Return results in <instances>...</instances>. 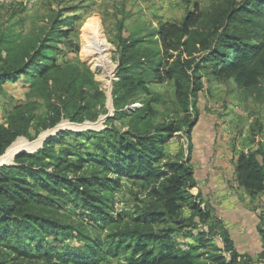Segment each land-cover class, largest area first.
Segmentation results:
<instances>
[{
    "label": "trees",
    "instance_id": "obj_1",
    "mask_svg": "<svg viewBox=\"0 0 264 264\" xmlns=\"http://www.w3.org/2000/svg\"><path fill=\"white\" fill-rule=\"evenodd\" d=\"M228 2L203 17L189 14L181 23L158 21L159 28L148 33L130 31L124 36L125 26L120 24L112 104L109 101L115 113L106 120L105 128H63L34 152L22 151L14 164L0 166V249L4 251L0 264H17L21 258L29 259L26 264H264V249L257 263L250 254H241L222 221L218 224H222L224 247L202 251L205 230L199 231L201 238L196 236L199 243L177 242L176 233L182 230L187 238L197 235L196 217L208 223L212 210L203 208L202 200L198 202L201 194L191 191L196 179L190 156L177 160L166 147L182 130L180 112L155 123L159 113L153 106L150 84L173 81L178 105L191 117L185 133L188 153H192L191 131L200 112L202 71L208 65L215 78H231L264 99V0ZM61 26L43 38L23 41L0 33V84L31 76L46 109L38 116V133L65 118L95 121L108 113L106 94L90 67L80 62L60 65L51 55L58 38L67 33ZM95 98L98 104L93 102ZM136 101L139 107L126 109ZM33 104L16 106L7 122H0V155L18 137L30 136L37 117ZM124 118L129 119L127 129L113 125ZM94 134L100 136L101 152L87 153L95 166L86 168L89 161L83 154L74 157L63 143L70 135L92 139ZM260 154V150H241L234 164L238 186L253 201L264 192ZM123 179L147 193L132 214L114 210L115 192ZM69 205L81 215L88 214L91 223L102 222L106 235L89 236V226L72 217ZM184 206L192 210L189 220L182 216ZM259 207L262 224L258 227L264 241V206L257 204L253 209ZM186 226L194 229L185 232ZM49 237L60 244L49 247ZM71 237L85 242L69 245L66 241ZM29 238L36 240L33 247L26 244Z\"/></svg>",
    "mask_w": 264,
    "mask_h": 264
},
{
    "label": "rangeland",
    "instance_id": "obj_2",
    "mask_svg": "<svg viewBox=\"0 0 264 264\" xmlns=\"http://www.w3.org/2000/svg\"><path fill=\"white\" fill-rule=\"evenodd\" d=\"M228 1L229 0H0V33L5 32L18 41H23L28 38H43L48 32L52 30L56 31L59 29V26L62 25L61 27H64L63 29H65L67 33L58 38L51 55L55 56V59L60 65L70 62H80L90 67L99 87L106 94L105 107H107L108 113L100 114L95 121L84 120L82 122H72L65 118L60 122V126L64 129H71L74 131H100L106 126V121L102 123L99 122L100 118L109 113L113 116L115 113V108L112 105V108L109 106V101L112 102L111 90L114 89L113 82L116 79L115 74L119 59L116 35L119 31L120 24L123 23L125 26L123 32L124 36H128L130 31L148 33L159 28L158 21L181 23L189 14H199L203 17L205 14L214 13L218 8L226 7L229 3ZM95 31L103 36L109 46L107 53H110L108 54L110 63L114 66L112 74L107 78L109 80V85L104 78V70L95 67L93 58L90 59L83 50L85 47V36L91 33L93 34ZM2 56L5 57V53H3ZM202 74L204 87L198 93L197 102L200 112L198 120L191 131V140L194 146L192 153H188L189 143L187 134L185 133L188 129L186 121L191 119V117H186L182 107L178 105L176 99V85H174L173 81L150 84L153 99L155 98L153 106L159 113L155 119V123L179 111L182 119L180 123L183 127L182 130L178 131L169 143L166 144L169 155L177 160L190 156V163L195 168V174L196 168L200 171L209 166H214L217 171H223V173L227 175L226 178L230 183L233 181L234 176L236 181V167L234 164L241 150H260L262 154L259 155V158L264 160V99L260 94L253 95L245 91L244 88L237 85L231 78H215L211 73V65H208V67L202 71ZM262 83H264V80ZM33 87L31 76L28 75H23L15 81H6L0 84V122L6 123L9 115L16 106H28L30 103L34 102L31 109L36 110L37 117L34 119L29 129L30 136H20L18 140H27L29 143L35 144V148L37 146L36 144L40 141L38 140L39 136L47 130L41 133H38L36 130L38 116L44 114L46 109L43 99ZM89 91L92 92L93 90L89 89ZM143 94L144 93H141V95ZM147 99L149 98L147 97ZM93 102L98 104L99 100L97 102L95 98ZM96 106L99 107L98 105ZM139 106L140 103L136 101V103L130 106L127 105L126 109H135ZM128 122V118L122 120L116 119L113 125L124 130L128 128ZM92 136L93 138L91 139L85 135L79 137L70 135L67 136L63 143L64 147L73 150L74 157L83 154L84 159L89 161L85 165L86 168L95 166L94 163L91 162L92 159L87 156V153L101 152L98 146L100 136L97 134ZM34 148L32 150H34ZM202 184H206L207 186L210 184L213 188H217L215 186L217 184H212L211 178L206 176V174L201 180L200 185ZM197 185L196 183L195 188L191 191L194 195L201 194L198 202L202 200L201 204L203 208H211V218L208 223H202L199 221V218L196 217L199 228V230H195L197 235L187 238L184 235V230H182L180 233H176L178 234L176 236L177 242L179 244L199 243L197 238L201 237L198 236V233L200 230H205L206 234L203 235V239L207 241H203V248L201 250L213 252L216 247H224L220 228L223 223L221 225L218 224V222L223 220L218 217L219 213L214 214L215 209L208 203ZM211 190L213 191L214 189ZM115 195V212L121 211L128 212L129 214L134 212L136 206L142 205V199H147L146 191L134 185L133 182L128 179H123L122 186L117 189ZM254 207H256V205L252 203L251 208ZM68 211L76 221L79 223L84 222L85 225L89 226L91 230V232L88 233L89 236L98 238L101 234L103 237L106 235L107 231L105 227H102V222L92 220L91 223L88 214L81 215L79 213L80 211L73 205L68 206ZM182 216L188 218L187 220L192 216V210L189 206H184ZM261 224L260 221L259 226H261ZM184 229L186 232L192 231L194 228L186 226ZM230 236L234 241L231 233ZM261 238L264 243L262 235ZM35 242V239L29 238L26 244L33 247ZM59 242H54L51 237L48 239L49 247L52 245L57 246L60 244ZM84 242L85 239L72 237L66 241L69 245H73L74 243L76 247L78 245L82 246ZM237 250L239 251L238 248ZM0 254H4L2 249H0ZM251 256L255 263L259 262L260 253ZM16 262H18L17 264H26L29 262V259L21 258Z\"/></svg>",
    "mask_w": 264,
    "mask_h": 264
},
{
    "label": "crops",
    "instance_id": "obj_3",
    "mask_svg": "<svg viewBox=\"0 0 264 264\" xmlns=\"http://www.w3.org/2000/svg\"><path fill=\"white\" fill-rule=\"evenodd\" d=\"M211 178L213 188L210 184H201L204 175ZM196 183L200 188L202 195L208 203L215 209L214 214L219 213L222 223L230 231L234 238L235 246L240 252H246L250 255L259 254L263 251V242L259 232L260 213L262 207L255 210L251 204H264V192L257 200H252L251 196L242 186H238L235 181L230 183L227 175L223 171H217L214 166L198 171L196 168ZM211 189H214L213 191ZM260 204V205H261Z\"/></svg>",
    "mask_w": 264,
    "mask_h": 264
},
{
    "label": "bare ground",
    "instance_id": "obj_4",
    "mask_svg": "<svg viewBox=\"0 0 264 264\" xmlns=\"http://www.w3.org/2000/svg\"><path fill=\"white\" fill-rule=\"evenodd\" d=\"M93 30V29H92ZM92 32V31H91ZM89 34V33H88ZM84 53L94 60L95 67L104 70V78L106 83L109 85V80L107 79L112 74L114 66L111 65L108 52L109 46L105 39L100 33H91L84 38ZM40 142L36 145L38 146ZM35 144L29 143L27 140L20 139L16 140L7 150L6 153L0 157V164L11 163L14 160L15 154L21 149H28L29 151L34 148ZM33 151V150H32Z\"/></svg>",
    "mask_w": 264,
    "mask_h": 264
},
{
    "label": "water",
    "instance_id": "obj_5",
    "mask_svg": "<svg viewBox=\"0 0 264 264\" xmlns=\"http://www.w3.org/2000/svg\"><path fill=\"white\" fill-rule=\"evenodd\" d=\"M113 90V89H112ZM112 90H111V96H112ZM111 104H112V102H111ZM112 108V107H111ZM110 116H112V114L111 113H109V114H107V115H104V116H102L101 118H100V123H102V122H104V121H106ZM63 129V127H61L60 126V123L58 124V125H56L54 128H52V129H49V130H47L46 132H43V133H41V135L39 136V138H38V140H40L39 142H40V144L38 145V146H36L35 148H34V150L33 151H29V150H20L19 152H17L16 154H15V157L19 154V153H21L22 151H28V152H34L38 147H41L42 146V144H43V142H44V140L47 138V137H49V136H51V135H54V133H57V132H59L60 130H62ZM19 138V137H18ZM17 138V139H18ZM16 139V140H17ZM15 140V141H16ZM9 148V147H8ZM7 148V149H8ZM6 149V150H7ZM2 155H0V157H1ZM15 157H14V159H15ZM5 164H14V160H13V162H11V163H2V164H0V166H2V165H5Z\"/></svg>",
    "mask_w": 264,
    "mask_h": 264
}]
</instances>
